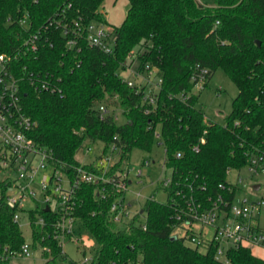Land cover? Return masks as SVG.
<instances>
[{"label":"trees","instance_id":"obj_1","mask_svg":"<svg viewBox=\"0 0 264 264\" xmlns=\"http://www.w3.org/2000/svg\"><path fill=\"white\" fill-rule=\"evenodd\" d=\"M103 1L0 0V53L16 56L17 71L40 75L55 88L36 90L27 77L22 81L21 103L35 122L29 137L69 169L79 165L75 156L84 138L102 142L104 150L114 146L120 155L115 171L134 147L149 151L160 126L164 164L174 180L204 187L196 192L201 199L222 194L231 200L233 191L220 188L227 185V171L244 167L252 150L264 153V0H213L210 5L197 0H128L122 24L111 27L110 52L86 40L88 24H106L100 11ZM23 16L25 23H18ZM45 25L47 31L37 35L38 48L31 51L26 41ZM76 35V44L67 45ZM135 47L138 73H146L147 67L161 74L152 103L143 99L144 88L129 87L119 76ZM196 66L208 70L207 81L222 69L238 89L221 123L196 107L198 93L191 80ZM100 106L106 115L100 116ZM113 109H120L123 123L116 122ZM0 189L4 193L3 181ZM99 190L98 184H82L75 195L73 216L94 241L90 264H264L247 247H229L221 261L215 244L205 252L187 246L173 234V199L181 200L171 191L165 203L146 199L142 213L119 227L109 215L113 194L102 199ZM14 212L0 204V256L5 249L19 251L25 243ZM28 217L32 247L41 250L42 264L64 261L66 254L54 233L59 214L36 209ZM38 217L44 225L35 224Z\"/></svg>","mask_w":264,"mask_h":264},{"label":"built area","instance_id":"obj_2","mask_svg":"<svg viewBox=\"0 0 264 264\" xmlns=\"http://www.w3.org/2000/svg\"><path fill=\"white\" fill-rule=\"evenodd\" d=\"M202 3L201 0H197ZM27 16L17 18L18 23H25ZM8 22H13L12 17L7 18ZM218 23V22H217ZM216 23V24H217ZM50 25L52 24L49 23ZM49 25L42 27L37 34L26 41L27 48L35 51L38 48L36 42L37 35L41 30L47 31ZM56 26H59L57 23ZM63 33L66 34L65 26ZM77 35L68 40L67 45H74L77 42ZM86 40L90 46L98 47L104 52H110L113 47L114 36L111 34V27L107 28L102 22H92L86 27ZM17 57H8L0 53V172L5 185L4 193L0 189V204L15 210L13 221L19 223L24 215L27 224L31 229V221L28 213L32 210L42 209L45 211H53L59 214L60 219L55 225V238L58 240L62 252L63 244L66 239H71L76 245L83 247L84 250L90 251L94 247V241L90 237L79 239L74 235V223L76 218L73 216L76 207L75 195L82 184H98L100 185L99 196L104 199L110 193L113 194L109 215L113 221L122 227L128 222H124V218L128 214V206L124 198L126 186L130 181H126V174L120 168L113 171V168L120 161L119 150L114 146L111 147L112 152H116L117 160L111 156L99 155L93 162L69 167L65 164L54 161L51 150L35 143L29 133L34 129L35 122L25 113L21 103L22 81L28 78L31 87L36 90H50L55 88L48 82V79L42 78L40 75L26 74L13 66ZM146 77L143 83L137 85L127 80V85L132 87L138 86V91L144 88V100L153 102L154 91L147 93L145 88L149 84V76L158 70L155 68L148 69L146 67ZM208 70L195 67L192 82H194L193 91H201L207 83ZM161 83V77L156 83L157 88ZM100 116L108 113L105 107H99ZM116 119V117H115ZM81 133V132H80ZM158 137V134H156ZM85 139V138H84ZM105 148V147H104ZM87 150H90L88 147ZM104 152V149L103 151ZM180 154H177L179 157ZM38 159L34 166V161ZM145 165H149V161H144ZM85 165L89 167H84ZM163 167L165 164L163 163ZM50 168L51 172L38 178L40 171ZM166 168V167H165ZM249 175H264V153L252 150L247 157V163L244 167ZM241 168V169H242ZM167 169V168H166ZM227 171V175L232 170ZM169 170V169H168ZM170 177L162 179L159 184L164 188L165 192L171 191L178 197L181 202L173 203L176 205L175 223L173 225V233L175 230H182L184 243L187 241L189 247L205 252L211 244L217 245L216 257L224 254L229 247H247L264 249V229L259 228L257 222V214L264 206V195L258 201L248 202L246 198L237 197L238 187L227 180L226 187L220 186L226 192L232 193L231 200L224 198L222 194L216 197H207L201 199L196 192L205 190L202 186H194L184 181L174 180L172 172ZM140 171L138 170V173ZM237 183H242V178H237ZM106 185L111 187L110 191L106 189ZM38 189L44 196V207L35 199V190ZM54 201V207L51 202ZM27 203L33 206L26 208ZM137 213H142L137 211ZM35 224L44 225L45 220L38 217ZM81 242V243H80ZM188 246V245H187ZM225 246V247H224ZM32 247V239L30 242L25 240L19 251H4L0 256V260H10L14 257H28ZM65 254V253H64ZM92 261V253L90 256L83 254V258L75 264H90Z\"/></svg>","mask_w":264,"mask_h":264},{"label":"rangeland","instance_id":"obj_3","mask_svg":"<svg viewBox=\"0 0 264 264\" xmlns=\"http://www.w3.org/2000/svg\"><path fill=\"white\" fill-rule=\"evenodd\" d=\"M202 3L212 4L213 0H201ZM129 8L128 0H104L100 11L102 13L105 25L109 27H119L127 13ZM138 47L132 50V56L128 58L126 68L120 70L119 76L123 80H130L135 84L139 85L143 83V78L147 75L146 73H138V58L136 52ZM161 74L155 72L149 76V84L145 88L146 92L157 91L156 83L160 79ZM198 99L196 107L200 109L207 119L215 122H222L224 117L228 115L232 110V101L238 94V89L232 80L226 75L222 69H217L211 75L207 81L206 86L203 90L197 91ZM113 116L116 117V122L121 124L125 121L120 109H113ZM160 132V126L156 127L155 133ZM90 150H87V148ZM104 144L100 141L91 142L85 138L82 147L76 153V160L82 164H88L93 162L99 155L111 156L114 160H117L116 152L111 151V147H108L104 152ZM165 158V149L160 140V137L155 136L151 149L149 151L142 150L134 147L131 152L128 161L121 162V168L123 173L126 174V181L130 183L126 186L124 192V198L128 206V214L124 218V222H128L134 214L142 210L143 204L146 199L152 197L155 201L165 203L167 201V195L164 188L159 184V181L170 177V171L163 167ZM148 160L149 165H145L144 161ZM38 159L34 161L36 165ZM138 170L140 171L138 173ZM51 172L50 168L40 171L38 178L44 174ZM3 174L0 172V179ZM242 178V183H237V178ZM227 180L233 184H237L238 191L237 197L246 198L248 202L258 201L264 195V175H249L245 168L241 170H232L227 175ZM258 187V188H256ZM35 190V199L40 202L41 207H44V196L38 189ZM54 201L51 202V207H54ZM26 208L32 207V203H27ZM142 224L145 222V216L142 214L140 217ZM258 226L264 229V206L259 210L257 214ZM74 236L79 239L89 238L88 232L81 227L79 222L74 223ZM119 227H122L120 225ZM20 228L23 236L27 242L31 240V229L27 224V219L22 216L20 222ZM179 237L182 235V230H175L173 233ZM81 243V242H80ZM186 245L190 246L186 241ZM225 247V246H224ZM63 251L66 254V259L60 261L59 264H69L70 261H80L83 258V252L86 256L91 255L89 249L84 250L83 247L76 245L71 239L66 237L63 244ZM252 253L260 258L264 259V250L262 249H251ZM221 261L225 260L224 254L218 256ZM43 259L41 250L39 248L32 249L28 257H14L11 258L8 264H42Z\"/></svg>","mask_w":264,"mask_h":264},{"label":"water","instance_id":"obj_4","mask_svg":"<svg viewBox=\"0 0 264 264\" xmlns=\"http://www.w3.org/2000/svg\"><path fill=\"white\" fill-rule=\"evenodd\" d=\"M256 188H258V187H256ZM45 211H48V209L46 208Z\"/></svg>","mask_w":264,"mask_h":264},{"label":"crops","instance_id":"obj_5","mask_svg":"<svg viewBox=\"0 0 264 264\" xmlns=\"http://www.w3.org/2000/svg\"><path fill=\"white\" fill-rule=\"evenodd\" d=\"M255 249H257V248H255ZM258 249H260V248H258ZM262 250H264V249H262ZM259 257V256H258Z\"/></svg>","mask_w":264,"mask_h":264}]
</instances>
